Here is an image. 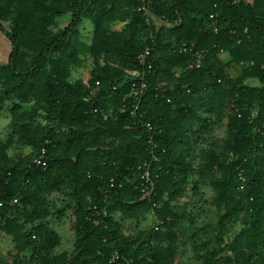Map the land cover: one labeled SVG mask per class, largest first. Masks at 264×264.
<instances>
[{
	"label": "trees",
	"instance_id": "1",
	"mask_svg": "<svg viewBox=\"0 0 264 264\" xmlns=\"http://www.w3.org/2000/svg\"><path fill=\"white\" fill-rule=\"evenodd\" d=\"M148 1L150 26L132 0H0V264H183L185 249L189 264H264V0ZM149 43L136 115L159 161L141 199L150 145L128 84ZM85 61L88 78H73ZM110 179L122 187L103 203ZM66 212L72 249L59 252L48 221Z\"/></svg>",
	"mask_w": 264,
	"mask_h": 264
},
{
	"label": "built area",
	"instance_id": "2",
	"mask_svg": "<svg viewBox=\"0 0 264 264\" xmlns=\"http://www.w3.org/2000/svg\"><path fill=\"white\" fill-rule=\"evenodd\" d=\"M134 4L137 6L136 10L142 14L143 19H145V23L150 26V15L147 10V4L149 3L148 0H132ZM241 0H233L234 3H238ZM215 15H211L210 19H215ZM150 42H152V36L150 35ZM152 45L147 44L144 46V48L141 50V52L138 53L136 57V63L138 68L130 71L129 77L130 81L128 84V95L133 99L135 102V105L133 109L130 111V115L134 118L133 125H138L142 127L143 129L148 131V144L150 145V148H148V157L149 159L146 161H143L136 167V181H138V191L140 194L141 199H150L154 197L155 194V180L157 179V174H155L152 171L151 163L153 161L158 162L159 158L156 154V145L154 143V137H155V131L153 130V126L150 122L143 120L139 116L136 115L138 105L141 102L142 97L145 95L147 91V76L151 74L152 70V62H151V52H152ZM179 53H185L192 51V45L186 46L182 45L178 49ZM201 54L197 51L194 52V56L196 58H200ZM124 108L122 107L120 109V112H123ZM162 152H164L162 150ZM161 152V153H162ZM39 163V161L37 162ZM44 165V163L42 164ZM123 181L128 182L129 178L125 177ZM123 182H116L113 179H110L109 181V187L107 189H103L104 193V200L103 203H105L106 199L108 197H111V191L118 190L122 187ZM152 201V200H151ZM152 209H151V217L153 220V230L154 232L158 230L161 221L156 217V215L153 213L154 208H157V205L155 202L151 203ZM92 215H98L97 206L92 207ZM103 216L106 214V212L102 211Z\"/></svg>",
	"mask_w": 264,
	"mask_h": 264
},
{
	"label": "rangeland",
	"instance_id": "3",
	"mask_svg": "<svg viewBox=\"0 0 264 264\" xmlns=\"http://www.w3.org/2000/svg\"><path fill=\"white\" fill-rule=\"evenodd\" d=\"M86 32L91 31V23L89 21H84L83 23ZM86 35H88L86 33ZM90 36V34H89ZM6 42L5 40L3 41L0 37V61L4 60V58L6 57V53H7V46H6ZM89 61H85L84 64L78 68V70L73 74V78L75 79H82L85 80L88 78V73H89ZM7 108L8 105L5 106L4 111L0 112V139L4 140L6 138V131H5V126L7 124V117H8V113H7ZM224 127L220 128V127H216L214 128V130L212 131V133L210 134V139L208 141V143H211L212 141H217V140H221L224 137ZM208 145V144H207ZM28 152V149H23L20 150L17 147H14V145H12L9 149H8V153L11 156H17L19 154H25ZM207 195H211V191L210 190H206ZM71 223H72V218L70 217V212H66L65 214H63L60 218H54L51 217L48 221V225L51 229H53L61 238L60 240V244L57 247V251L59 252H63V251H67L70 252L72 249V242H73V232L71 229ZM124 228H126L127 230H129V222H125L124 224ZM9 238L6 236H0V256L7 258L6 254H7V250L8 248H10V242H9ZM191 251L189 249H185L184 251H182L179 256H177L176 261L182 262L183 264H189L188 263V259L191 258ZM192 260V259H190ZM190 264H194L193 262H191Z\"/></svg>",
	"mask_w": 264,
	"mask_h": 264
},
{
	"label": "crops",
	"instance_id": "4",
	"mask_svg": "<svg viewBox=\"0 0 264 264\" xmlns=\"http://www.w3.org/2000/svg\"><path fill=\"white\" fill-rule=\"evenodd\" d=\"M154 23H155L156 26H159V22H157V20H155ZM115 26H116L117 29L119 28V24H116ZM86 30H85V32H86ZM86 37H88V36H86ZM251 83H254V82L252 81ZM224 129H225V127H224Z\"/></svg>",
	"mask_w": 264,
	"mask_h": 264
}]
</instances>
